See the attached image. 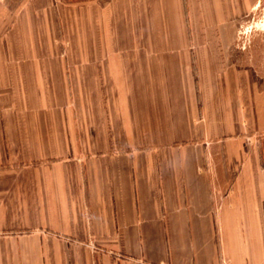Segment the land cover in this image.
<instances>
[{
    "label": "crops",
    "instance_id": "0c3cea01",
    "mask_svg": "<svg viewBox=\"0 0 264 264\" xmlns=\"http://www.w3.org/2000/svg\"><path fill=\"white\" fill-rule=\"evenodd\" d=\"M162 8L0 9V264L264 262V81Z\"/></svg>",
    "mask_w": 264,
    "mask_h": 264
},
{
    "label": "rangeland",
    "instance_id": "374dc122",
    "mask_svg": "<svg viewBox=\"0 0 264 264\" xmlns=\"http://www.w3.org/2000/svg\"><path fill=\"white\" fill-rule=\"evenodd\" d=\"M112 1L114 0H0V9L2 11L8 7L35 5L54 7L61 13L65 10L66 14L76 6L89 3L101 5ZM161 3L162 9L170 11V22L174 25L173 34L176 38L181 36V26H184L192 41L196 37L198 23H216L218 20L222 21L220 18H227L224 23L231 28L230 53L234 55L231 59L236 60V64L241 67L243 77L254 73L258 83L264 81V0H161ZM124 24L125 15L122 27ZM59 37L63 40L62 53H69L68 31L59 33ZM190 48L195 49L196 46L192 44Z\"/></svg>",
    "mask_w": 264,
    "mask_h": 264
},
{
    "label": "built area",
    "instance_id": "2783aa9c",
    "mask_svg": "<svg viewBox=\"0 0 264 264\" xmlns=\"http://www.w3.org/2000/svg\"><path fill=\"white\" fill-rule=\"evenodd\" d=\"M262 264H264V262Z\"/></svg>",
    "mask_w": 264,
    "mask_h": 264
}]
</instances>
